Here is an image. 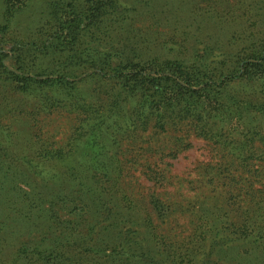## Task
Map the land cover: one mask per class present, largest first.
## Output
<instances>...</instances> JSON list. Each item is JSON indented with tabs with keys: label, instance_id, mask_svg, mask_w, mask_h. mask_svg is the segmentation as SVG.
<instances>
[{
	"label": "trees",
	"instance_id": "16d2710c",
	"mask_svg": "<svg viewBox=\"0 0 264 264\" xmlns=\"http://www.w3.org/2000/svg\"><path fill=\"white\" fill-rule=\"evenodd\" d=\"M253 1L203 3L222 33L218 17ZM157 2L0 0V264H264V32L234 53L212 40L189 59L152 54L161 40L135 22L158 21ZM21 107L37 116L25 154L5 120ZM57 116L71 120L58 140ZM192 140L211 148L190 182L207 192L174 202L182 186L167 194L158 160ZM182 214L181 238L169 219Z\"/></svg>",
	"mask_w": 264,
	"mask_h": 264
},
{
	"label": "rangeland",
	"instance_id": "374dc122",
	"mask_svg": "<svg viewBox=\"0 0 264 264\" xmlns=\"http://www.w3.org/2000/svg\"><path fill=\"white\" fill-rule=\"evenodd\" d=\"M204 1L208 0H159V2H157V5H159L157 10L163 11V14L160 16V18H157L158 21L154 20L151 25L146 19H136L135 25L139 28V31L146 34L147 38H150L154 41L161 40L159 43H162V47H153L154 51L152 54H162V56L168 55L173 58L177 56L179 58L189 59L193 57L194 51L199 50V52H201V49L205 45H209L212 40H222L223 43L221 48L223 50L225 48L227 51L229 49L230 52L234 53L233 50L236 51L238 45L242 43L243 35H246L249 32H254V36L260 37L262 32H264V1L254 0L253 3L257 2L259 5H253L254 7L252 6L250 8L247 7L249 8L248 15L246 17H241V19L237 21L232 18L230 22H227L226 20L228 19L226 17H218L220 19V23L223 22L221 25H223L224 32L222 33L221 29H219V27L214 24L215 21H213L216 19V17L214 18L212 16H217V14H214L213 12H207L210 10L204 8ZM227 1L235 4L239 0ZM132 2H129L128 4H131ZM37 7L39 11L43 10L44 3L41 5L38 3ZM202 7L203 10L201 9ZM238 7L240 6L237 4V6L231 5V8L226 7V9L236 10ZM220 8H225V5ZM32 10L34 11L35 9L32 7ZM237 10L238 11L235 12L237 15H241L245 12L244 8ZM33 11L22 16L21 20L19 21L24 31L26 30V25L35 24L33 27L39 25V23H37L39 17L34 13L35 11ZM134 13L136 14V12ZM250 18H252V21L247 22ZM150 28L152 29L149 31L148 29ZM227 28L230 29L229 32L226 31ZM182 35H184V41H182ZM171 36L173 37L171 38ZM236 41H238V44H236ZM174 42H176V44H174ZM179 50L181 53H179ZM186 51L187 55H184L182 52L185 53ZM235 90H238V88H235ZM248 90L249 88L246 87L245 91ZM54 117L55 116H53L51 120ZM36 118L37 116H35V113L26 112L24 107L18 108L16 111L7 115L5 120H7L6 123L8 122L9 124L7 125L8 130L10 129L15 134H17V132L20 133L19 136L17 135V137L13 138L11 150H13L15 153L22 152V154H25L31 153L33 150H35L33 145L37 144V142L33 137V130H35L36 127ZM57 119L58 123L53 124V122H51L50 126H46V128L52 133H55L56 139L58 140L66 137V135L64 136V133L66 134V132L69 130L71 126L69 125L71 120L64 119V117L59 118L58 116ZM191 142L192 147L179 153L176 158L173 159L164 157L161 162L158 160V166L161 169H164V171L167 173V177L172 176L174 179L173 184L167 187V190H165V188H161V186L158 185L155 188V192L160 193L165 190L167 194H174L177 182L182 186V189L180 190L179 194H175L171 197L174 202L183 203L192 200H200L203 195L202 192H207L205 189H196V184L193 185L190 182L196 176L195 174L197 173V166H203L210 160L211 148H209V146L200 140H192ZM14 152L11 153L15 154ZM135 175V178L137 177L135 179V182H137L136 192H140L143 195H146V193H151L152 191L150 189L153 188L154 184L149 182L144 176L140 177L136 173ZM175 218L176 220L170 218L169 222L172 227L176 229L173 232L179 231L180 237L182 238L181 231H183V235H187L190 227H192L191 216L189 217V215L182 214L180 216H175ZM164 227V230L166 231V228H169L167 224H164L163 228ZM11 251L12 248L4 250L3 254L1 253L2 258H4L5 255H9Z\"/></svg>",
	"mask_w": 264,
	"mask_h": 264
}]
</instances>
